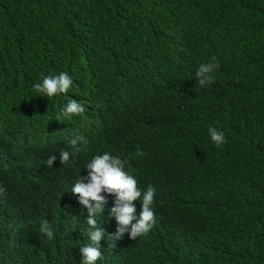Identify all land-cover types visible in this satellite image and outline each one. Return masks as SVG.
Masks as SVG:
<instances>
[{
    "label": "trees",
    "instance_id": "16d2710c",
    "mask_svg": "<svg viewBox=\"0 0 264 264\" xmlns=\"http://www.w3.org/2000/svg\"><path fill=\"white\" fill-rule=\"evenodd\" d=\"M213 56L220 67L202 87L195 73ZM61 72L73 81L68 94L37 96L34 85ZM71 99L85 112L65 118ZM44 122L67 139L27 146L25 133ZM212 126L225 133L219 148ZM73 132L86 150L80 143L67 164L47 167L72 151ZM0 145L17 147L19 184L1 198V231L45 188L60 189L21 218L12 245L0 242V264H82L86 214L71 189L106 151L157 186L156 225L135 240L103 242L96 264H171L189 252L192 231L207 250L203 264H219L216 252L264 264V0H0ZM72 213L71 246L39 231L42 220ZM14 244L31 251L28 260Z\"/></svg>",
    "mask_w": 264,
    "mask_h": 264
},
{
    "label": "clouds",
    "instance_id": "9594fccd",
    "mask_svg": "<svg viewBox=\"0 0 264 264\" xmlns=\"http://www.w3.org/2000/svg\"><path fill=\"white\" fill-rule=\"evenodd\" d=\"M219 67L215 56L211 58V62L201 63L195 73L199 85L203 87L212 83L214 81L213 74ZM72 84L73 81L68 73L61 72L59 75L43 76L42 82L34 85V91L38 93L37 96H43L49 100L59 95H67ZM61 111L63 117L70 118L72 115L83 114L85 107L77 100L71 99ZM208 132L211 141L217 148L226 142L225 133L222 130L212 126L209 127ZM25 138L27 146L38 149H46L52 145L59 146L63 140L67 139L56 126L45 122L30 128L25 133ZM80 143L85 146L83 150H86L87 139L83 135L73 132L71 138L68 139L72 151L62 149L60 155L50 156L47 160V167H52L53 162H59V159L61 164H67L72 155L82 150L79 147ZM16 149V146L4 147L0 145V206L4 194L19 189L14 173L11 172V163ZM137 155L142 156L143 153L138 150ZM127 167H130V164L126 159L112 155L107 151L97 154L87 163L86 169L81 171L80 179L71 189V192L78 196V207L86 214L85 236L79 243L88 244L80 248L82 264H96V261L102 258L103 254L100 248L103 242L114 239L135 240L149 234L156 225L153 207L157 193V189L154 187L156 185L141 183L126 170ZM86 173L87 176H84ZM57 190L60 189L56 186L47 187L35 199L24 203L9 227L0 230V242L12 245L14 235L20 229L21 218L25 215L35 214L47 197ZM73 222H76L74 213L60 218L58 222L51 225L47 220H42L39 231L45 234L49 240L54 239L53 232L59 233L62 236V244L71 246L67 229ZM192 234L193 231L189 236L187 234L184 241L189 252H180L181 258L174 259L171 264H203L207 250L193 239ZM174 245L175 250H178V238L174 240ZM13 247L20 254L22 261L29 259L31 251L25 245L14 244ZM192 251L194 256H191ZM216 253L215 262L219 264H227L230 260L233 264L236 263L226 254ZM47 256H49L48 252Z\"/></svg>",
    "mask_w": 264,
    "mask_h": 264
}]
</instances>
